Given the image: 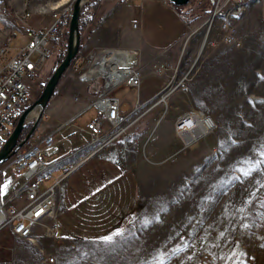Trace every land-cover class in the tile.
Listing matches in <instances>:
<instances>
[{"label":"rangeland","instance_id":"1","mask_svg":"<svg viewBox=\"0 0 264 264\" xmlns=\"http://www.w3.org/2000/svg\"><path fill=\"white\" fill-rule=\"evenodd\" d=\"M61 1L35 0L34 5L55 8ZM94 1L83 6L82 21L90 17ZM212 1L190 0L185 7L187 27L178 43L179 58L167 72V94L141 105L132 116L134 135L118 141L138 179L139 205L113 241L88 246L83 255L89 259L99 260L97 251L115 248L118 263L124 264L167 263L173 252L172 264H264V0H247L251 3L238 23L244 38L240 48L216 45L214 32L206 36L203 23ZM24 43L18 36L12 46ZM66 46L67 41L63 51ZM63 51L54 49L37 78L26 81L33 100ZM77 77L64 73L39 124L54 125V119L94 98ZM115 95L123 102L136 93L122 87ZM192 109L210 116L216 128L189 144L176 136L174 122ZM94 118L95 111L87 109L76 123L84 126ZM88 153L66 162L75 164Z\"/></svg>","mask_w":264,"mask_h":264},{"label":"built area","instance_id":"2","mask_svg":"<svg viewBox=\"0 0 264 264\" xmlns=\"http://www.w3.org/2000/svg\"><path fill=\"white\" fill-rule=\"evenodd\" d=\"M72 9V3L51 8L50 25L38 29L26 23L30 16L28 12L16 16L28 40L26 44L15 47L8 58L4 56L10 50V40L0 48L3 59L0 63V151L20 114L31 103L26 81L37 78L52 56L57 48L60 26L69 23ZM247 9V0H214L203 23L206 36L214 32L218 34L216 45L243 47L244 38L239 34L238 22L245 17ZM70 68L77 72L94 98L71 120L46 127L40 123L31 137L0 165V176L4 178L0 184V231L7 229L14 236L30 242H35L37 237L61 239L59 199L67 178L88 158L119 140L128 142L134 135L136 119L132 116L140 106L123 115L115 93L122 87L140 88L142 76L138 52L102 51L86 64H79L74 59ZM154 68L157 73L173 71V67L164 65ZM167 86L158 94L161 100L167 94ZM87 109L95 111V118L84 126L76 125L74 119ZM45 118L48 119L47 116ZM67 128H72V135L76 137L86 136L88 142L72 146L69 135L64 134ZM215 128L210 116L193 109L178 116L174 122L176 136L186 139L187 143L197 142ZM193 132L197 133L193 136ZM85 150L89 153L77 163L66 162ZM53 261L52 257L47 259L49 264Z\"/></svg>","mask_w":264,"mask_h":264},{"label":"crops","instance_id":"3","mask_svg":"<svg viewBox=\"0 0 264 264\" xmlns=\"http://www.w3.org/2000/svg\"><path fill=\"white\" fill-rule=\"evenodd\" d=\"M34 1L0 0V48L10 40V50L4 58L10 57L14 48L19 46H12L18 36L26 42L28 40L22 33V24L17 15L28 12L30 16L26 23L36 29L50 25L53 4L40 6L34 5ZM250 3L248 1V6ZM184 9H176L164 0H98L95 11L88 12L91 20L80 35L79 50L75 58L79 64L88 63L95 54L102 51L138 52L142 83L139 89L123 87L136 93L131 101L119 100L123 115L134 111L136 106L150 102L167 85V73H157L154 66L172 67L177 62L178 43L187 27ZM210 10L211 6L207 15ZM65 41V30H62L58 34L55 49L63 51ZM2 60L0 57V63ZM68 70L77 74L72 68ZM57 93L68 96L66 91ZM76 100L77 98L74 99ZM85 101L88 103L82 109L67 111L54 120L57 123L71 120L91 100ZM78 117L74 119L76 125ZM50 120L48 117V121ZM64 134L69 135L72 146L81 144V138L86 137L72 135V128H67ZM127 156L121 143L116 142L82 162L67 178L59 199L61 239L37 237L35 242H30L14 236L7 229L0 231V264H49L47 259L50 257L54 259L51 264H124L118 263L119 250H114L115 248L97 251L99 260L89 259L83 254L87 253L85 250L88 246L113 241L137 212L139 184L134 170L126 161ZM3 179L0 176V184ZM166 257L167 263L161 264H172L177 253L173 252ZM159 258L154 262L160 261Z\"/></svg>","mask_w":264,"mask_h":264},{"label":"water","instance_id":"4","mask_svg":"<svg viewBox=\"0 0 264 264\" xmlns=\"http://www.w3.org/2000/svg\"><path fill=\"white\" fill-rule=\"evenodd\" d=\"M174 6L184 7L190 0H166ZM88 0H73L72 14L69 20L67 46L63 59L53 71L52 75L46 82L41 94L20 114L15 128L10 134L5 146L0 151V165L6 162L20 148L28 138L35 132L42 112L45 110L48 102L56 91L64 73L70 68L72 61L76 58L80 45L79 19L83 6ZM37 111L38 114L31 125L30 130L20 139V135L28 126V117L31 112Z\"/></svg>","mask_w":264,"mask_h":264},{"label":"trees","instance_id":"5","mask_svg":"<svg viewBox=\"0 0 264 264\" xmlns=\"http://www.w3.org/2000/svg\"><path fill=\"white\" fill-rule=\"evenodd\" d=\"M97 3H98V0H95V1L93 2V4H91V5L89 6V9H90L92 12L95 11L96 6H97ZM186 6H187V5H186ZM186 6H184V7H177V6H174V5H173V7H175L176 9L185 8ZM81 18H82V15L80 14V19H79V33H80V35H81L82 31L88 26V24L90 23V20H91L90 17H89V18H86V20H84V21H82ZM68 26H69V23H68V22L65 23V24H62V25L60 26V32H61L62 30H65L66 40H67V36H68ZM64 55H65V50H64V51L62 52V54L59 55L58 58L56 59V61H55V65H56V66L61 62V60L63 59ZM53 95H54V94H53ZM30 128H31V125H30V126L28 125L27 128L25 129V131L20 135V139H19V140H22V138L26 135V133L30 130Z\"/></svg>","mask_w":264,"mask_h":264},{"label":"bare ground","instance_id":"6","mask_svg":"<svg viewBox=\"0 0 264 264\" xmlns=\"http://www.w3.org/2000/svg\"><path fill=\"white\" fill-rule=\"evenodd\" d=\"M65 2H66V1L62 0L60 3L57 4V6H55V8H59V7L63 6V4H65ZM37 114H38V112H37L36 110L33 111V112H31L30 115H29V117H28V120L36 118ZM196 133H197V132H193V136H194ZM188 138H189V137H188ZM188 143L191 144L192 142L189 141Z\"/></svg>","mask_w":264,"mask_h":264},{"label":"flooded vegetation","instance_id":"7","mask_svg":"<svg viewBox=\"0 0 264 264\" xmlns=\"http://www.w3.org/2000/svg\"><path fill=\"white\" fill-rule=\"evenodd\" d=\"M34 100L31 98V103L33 102ZM25 131V130H24Z\"/></svg>","mask_w":264,"mask_h":264},{"label":"snow or ice","instance_id":"8","mask_svg":"<svg viewBox=\"0 0 264 264\" xmlns=\"http://www.w3.org/2000/svg\"><path fill=\"white\" fill-rule=\"evenodd\" d=\"M245 175H247V173H245ZM109 239H111V238L109 237Z\"/></svg>","mask_w":264,"mask_h":264}]
</instances>
